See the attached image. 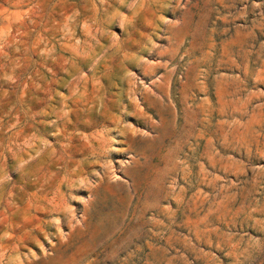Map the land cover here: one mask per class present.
Here are the masks:
<instances>
[{
	"label": "rangeland",
	"instance_id": "rangeland-1",
	"mask_svg": "<svg viewBox=\"0 0 264 264\" xmlns=\"http://www.w3.org/2000/svg\"><path fill=\"white\" fill-rule=\"evenodd\" d=\"M0 264H264V0H0Z\"/></svg>",
	"mask_w": 264,
	"mask_h": 264
}]
</instances>
